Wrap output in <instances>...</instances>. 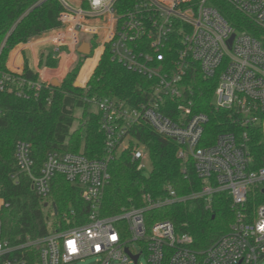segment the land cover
Segmentation results:
<instances>
[{
    "label": "built area",
    "instance_id": "obj_1",
    "mask_svg": "<svg viewBox=\"0 0 264 264\" xmlns=\"http://www.w3.org/2000/svg\"><path fill=\"white\" fill-rule=\"evenodd\" d=\"M59 1L64 8L61 26L41 34L51 47L49 56H63L66 63L76 59L80 34H88L90 53L96 43L93 56L100 59L109 48L113 59L152 79L151 91L148 99L137 105L114 97L87 100L100 112L106 135L102 158L53 150L37 172L31 143L16 141V170L11 174L15 182L25 175L34 192L47 197L54 176L62 174L81 188L90 210L81 224L61 229L50 225L45 235L10 245L2 237L1 215L8 204L0 184V264H28L33 248L38 250V264H141L142 255L147 264H264V202L254 212L246 206L250 187L264 193V161L255 165L246 130L222 132L212 142L206 138L209 116L194 111V91L186 81L190 71L205 78L217 76L214 105L231 110L234 122L241 127L261 130L264 143V43L232 24L216 5L218 0ZM226 1L264 28V0ZM11 71L21 75L23 70ZM57 76L42 79L39 75L45 85L59 82ZM10 81L17 86L18 95L26 94L25 85L41 87L39 82L4 74L0 89ZM141 121L177 142V156L185 162L183 171L191 162L203 180L202 187L179 195L169 186L168 195L158 199L144 193L141 207L103 216L109 162L116 152L131 148L137 169L145 174L152 170L146 145L130 131ZM219 193L231 196L236 218L230 230L208 248H194L192 236L178 232L170 220L146 224L148 210L198 198L210 206ZM133 255H139L136 263Z\"/></svg>",
    "mask_w": 264,
    "mask_h": 264
},
{
    "label": "trees",
    "instance_id": "obj_2",
    "mask_svg": "<svg viewBox=\"0 0 264 264\" xmlns=\"http://www.w3.org/2000/svg\"><path fill=\"white\" fill-rule=\"evenodd\" d=\"M223 15L240 29H246L264 43V28L235 9L228 1H215ZM64 11L59 0H0V79L10 74L14 79L39 82V89L24 86L25 95L17 94V86L11 81L0 89V184L2 196L8 204L2 210V237L10 245L24 242L28 237L35 239L53 229H61L83 223L90 205L83 199L81 188L69 182L62 174H56L52 190L47 197L38 196L31 188L25 175L15 182L11 174L16 170L15 144L19 139L32 145L35 170L53 150L83 152L90 158H102L106 153V135L100 125V112L87 101L92 98L114 97L137 105L148 99L152 79L126 68L113 59L107 48L101 55L85 87L75 86V80L85 62L92 56L96 43L89 55L79 54L60 85H45L39 74L28 64L21 75L7 67L11 50L19 43L61 26L59 17ZM89 61L81 78L91 66ZM58 61L50 59L48 65L55 67ZM186 81L192 87L196 101L194 111L209 116L206 138L214 141L222 132L246 130L255 165L264 161L262 132L258 128L241 127L234 122L232 111L219 108L212 102L217 76L205 78L202 73L190 71ZM10 87H13L10 89ZM80 110V112H78ZM85 115L84 120L81 115ZM80 115V117H79ZM136 140L145 144L152 170L145 174L137 169L132 160L131 148L116 152L109 162L110 178L104 190L101 215L120 213L123 209L141 207L142 195L150 193L154 199L168 195L169 186L177 194H188L202 187L200 179L188 162L177 156L175 140L156 132L146 121L131 128ZM249 195L246 206L254 212L264 202V193L256 191ZM54 210L53 214L51 210ZM236 214L233 201L226 193L216 194L210 206L203 198L179 201L145 213L149 226L159 220H170L178 232H187L193 238V247L205 249L230 230ZM29 263L38 264V250L28 253Z\"/></svg>",
    "mask_w": 264,
    "mask_h": 264
},
{
    "label": "crops",
    "instance_id": "obj_3",
    "mask_svg": "<svg viewBox=\"0 0 264 264\" xmlns=\"http://www.w3.org/2000/svg\"><path fill=\"white\" fill-rule=\"evenodd\" d=\"M44 37H45L44 35H39L33 37L32 39H30L25 43H19L18 45H16L9 54L7 60V67L11 70H23L25 64L27 63L30 69L33 70L34 72H37L42 79L43 78L46 79V77H48L49 75H59L57 77H59V79H62L63 76H65L67 72L70 70V68L73 66L75 60L78 59L79 54L81 53L78 52L76 59L73 57L71 61H67V63L65 61L66 58L65 57L63 58V56L54 59L51 56H49L50 54H48L49 48L51 47H49L48 44H45ZM86 42L89 41L86 39L81 40V45H84ZM50 59L57 60L58 61L57 66L55 67L49 66L48 61ZM90 60L91 61L93 60V62H91V67L93 68L99 61L97 56L92 55L88 57L85 60L79 75L83 73L85 67L87 66ZM89 73L90 71L88 72V76H90Z\"/></svg>",
    "mask_w": 264,
    "mask_h": 264
},
{
    "label": "rangeland",
    "instance_id": "obj_4",
    "mask_svg": "<svg viewBox=\"0 0 264 264\" xmlns=\"http://www.w3.org/2000/svg\"><path fill=\"white\" fill-rule=\"evenodd\" d=\"M79 39H80V40L86 39V40H88V41H92L91 37L88 36L87 34H80ZM82 48H83V50H86V44H84V45L82 46ZM95 66H96V65H95ZM95 66H94V68H95ZM90 67H91V66H90ZM90 67H89V69L87 70V74H85V76H84L83 78H81L82 73H81L80 75L78 74V76H77L75 82L78 81V83H79V87H82L81 84L87 79V77H90V76H88V72L90 71L89 75L92 74L94 68H93V67L90 68ZM59 72H60V71H59ZM59 72H58V73H59ZM79 73H80V72H79ZM64 77H65V76H63L62 79H59V82L63 81ZM60 78H61V77H60ZM87 80H88V79H87ZM86 85H87V84H86ZM214 101H215V98L213 97L212 102L214 103ZM93 107H94V106H93ZM78 112H80V110H79ZM79 117H80V115H79ZM83 118H84V119L86 118V116H85L84 114L81 115V119H82V120H84ZM256 189H257V188H256L255 186L250 187V195L255 196L256 193H257V192H256V191H257ZM53 212H54V210L52 209V210H51V213L53 214ZM139 248H140V246H139ZM140 263H141V264H147V261H146V257H145V255H142V256L140 257ZM117 264H123V263H117Z\"/></svg>",
    "mask_w": 264,
    "mask_h": 264
},
{
    "label": "water",
    "instance_id": "obj_5",
    "mask_svg": "<svg viewBox=\"0 0 264 264\" xmlns=\"http://www.w3.org/2000/svg\"><path fill=\"white\" fill-rule=\"evenodd\" d=\"M232 38H233V37H232ZM85 44H86V50H83V48H82L83 45H81L80 48H79V52H80L81 54L88 55V54L90 53L91 46H90V44H89L88 42H86ZM54 84H55V85H59V82H58L57 80H55V81H54ZM75 86H79L78 81L75 82ZM263 191H264V190H263ZM126 251H127L128 253H130L128 249H127ZM138 257H139V255H133V258H134V260H135V263L137 262Z\"/></svg>",
    "mask_w": 264,
    "mask_h": 264
}]
</instances>
